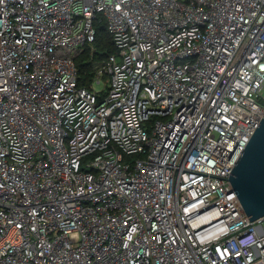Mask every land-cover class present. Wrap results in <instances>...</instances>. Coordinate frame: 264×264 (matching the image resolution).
Here are the masks:
<instances>
[{
  "label": "built area",
  "instance_id": "2783aa9c",
  "mask_svg": "<svg viewBox=\"0 0 264 264\" xmlns=\"http://www.w3.org/2000/svg\"><path fill=\"white\" fill-rule=\"evenodd\" d=\"M263 115L264 0H0V264H264Z\"/></svg>",
  "mask_w": 264,
  "mask_h": 264
},
{
  "label": "water",
  "instance_id": "95a60500",
  "mask_svg": "<svg viewBox=\"0 0 264 264\" xmlns=\"http://www.w3.org/2000/svg\"><path fill=\"white\" fill-rule=\"evenodd\" d=\"M229 179L250 220L264 216V115L231 170Z\"/></svg>",
  "mask_w": 264,
  "mask_h": 264
},
{
  "label": "trees",
  "instance_id": "16d2710c",
  "mask_svg": "<svg viewBox=\"0 0 264 264\" xmlns=\"http://www.w3.org/2000/svg\"><path fill=\"white\" fill-rule=\"evenodd\" d=\"M92 48V49H91ZM115 51V46L108 35L104 23L96 24V36L91 46H87L84 53L76 60L79 83L90 81L95 66Z\"/></svg>",
  "mask_w": 264,
  "mask_h": 264
},
{
  "label": "rangeland",
  "instance_id": "374dc122",
  "mask_svg": "<svg viewBox=\"0 0 264 264\" xmlns=\"http://www.w3.org/2000/svg\"><path fill=\"white\" fill-rule=\"evenodd\" d=\"M94 89H95L96 91H100V90L102 89V85H98V84H96Z\"/></svg>",
  "mask_w": 264,
  "mask_h": 264
}]
</instances>
